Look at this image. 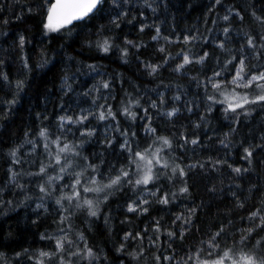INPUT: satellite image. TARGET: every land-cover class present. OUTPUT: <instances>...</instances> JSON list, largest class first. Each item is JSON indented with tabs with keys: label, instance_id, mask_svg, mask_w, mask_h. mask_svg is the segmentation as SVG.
Here are the masks:
<instances>
[{
	"label": "trees",
	"instance_id": "1",
	"mask_svg": "<svg viewBox=\"0 0 264 264\" xmlns=\"http://www.w3.org/2000/svg\"><path fill=\"white\" fill-rule=\"evenodd\" d=\"M52 1L0 0V74L7 76L6 80L0 76V199L4 201L0 253L6 264H36L41 251H55V240L61 235L66 237L68 253L87 247L95 254L93 258L62 256L65 264H177L198 248L207 251L203 242L220 229H224L221 248L237 253L264 249L260 219L264 217V102L225 111V97L243 103L244 97L251 101L264 94L255 84L231 83L241 58L248 78L264 65V49L259 47L264 36V0H221L220 4L215 0H103L84 20L46 32ZM228 9L232 14L225 21L222 17ZM157 28L160 36L153 40ZM20 36L25 37L22 47ZM186 36L196 39L185 43ZM248 37L254 38L255 51L248 47ZM105 40L110 45L107 52L101 47ZM221 42L223 49L218 47ZM204 53L208 55L203 63H197ZM185 54L193 62L177 71ZM153 65L159 66L154 73ZM18 81L24 82L22 90L16 88ZM105 82L108 88L102 87ZM12 100L16 103L9 106ZM109 107L115 119L99 120L98 113ZM172 107L178 111L169 117L166 111ZM89 112L94 115L83 125L60 128V116L75 119ZM41 128L48 130L47 141L38 135ZM86 130H94L95 135L82 137L80 132ZM158 137L167 138L171 147ZM57 138L62 144L82 146L75 149L78 156L62 155L71 163L68 172L82 173V181L95 175L97 183H85L86 187H103L121 168L130 172L133 183L83 194L94 201L96 216L67 202L68 211H61L55 200L69 192L60 187L72 183L69 176L53 181L51 194L44 196L38 185L45 184L47 176L32 175L49 163V151L55 155L58 149L48 142ZM26 140L33 141L35 149ZM125 143L127 149L121 147ZM14 148L19 149V164L9 155ZM157 149L160 164L153 167L155 179L136 186L139 175L130 163L136 157L130 153L151 154ZM245 149L252 151L251 158H246ZM89 164L96 166L95 174ZM177 165L184 176L179 169L172 171ZM9 169L20 173L17 180L23 188L10 183ZM47 175L56 176L57 171L49 167ZM183 187L187 193L180 192ZM151 190L156 194L145 206L147 212L127 210ZM164 195L167 204L159 202ZM41 203L43 207L37 208ZM257 210L260 215L252 217ZM190 211H194L191 227L176 220L179 215L187 218ZM61 215L68 220L60 223ZM157 221L160 232L154 231ZM181 229H186L183 239L166 234L178 236ZM174 253L173 261L163 259ZM45 264L56 262L45 259Z\"/></svg>",
	"mask_w": 264,
	"mask_h": 264
},
{
	"label": "snow or ice",
	"instance_id": "2",
	"mask_svg": "<svg viewBox=\"0 0 264 264\" xmlns=\"http://www.w3.org/2000/svg\"><path fill=\"white\" fill-rule=\"evenodd\" d=\"M125 3H128L129 0H124ZM103 3V0H55L54 3H52L48 9L46 14V23L44 24V28L46 32H55L59 31L61 28L65 27L68 24H71L74 20H79L84 17H86L89 13H92L94 10H97L99 6H101ZM145 3H148V0H145ZM216 4H220L221 0H215ZM150 6V5H149ZM28 11H31V9H28ZM228 15H225L222 17L223 20L227 21L229 19V16L232 14V9H228ZM126 13L121 12L120 15H125ZM236 15H239V13H236ZM115 23V20L113 21ZM143 31V29H141ZM157 35L153 36L152 39L156 40L160 36V31L157 28L156 29ZM229 32V29H224V34L227 36ZM196 39V37H184V42L188 43L190 40ZM25 43V37L20 36L19 37V44L21 47ZM126 43H131L130 41H127ZM247 44L250 49L253 51L256 50L257 45L254 42V38L248 37L247 38ZM102 50L104 52H107L109 50L110 45L108 44V41L105 40L103 42V45L101 46ZM218 47L224 48V43H219ZM260 49H264V36L261 37V43L259 45ZM163 51V49H161ZM126 54V53H125ZM207 53H204L203 56L197 60V63H203L204 59L207 57ZM256 55L259 56L260 53L256 52ZM233 59H236L233 57ZM2 62V61H0ZM192 59L188 55H183V63L177 66V71H179L181 68H183L185 65L192 63ZM46 63V61H45ZM231 63V61H229ZM25 68L28 67L27 62L25 61L24 64ZM94 67V66H89ZM158 65L151 66V71L154 73L156 72ZM245 70V60L241 58L239 60V68L237 69L236 76L233 78L231 83L235 84L237 83V80L243 78V73ZM214 75L218 76L220 73H215ZM0 76L3 77V79H7L6 75L0 74ZM210 81L212 78H209ZM264 65H261L259 69L255 71V73H249V79L247 83L244 85V87H250L251 85L255 84L257 88H260L262 92H264ZM24 86L23 81H18L16 83V88L18 90H22ZM102 87L108 88L109 85L107 82L103 83ZM212 87L215 89H220L221 85L218 83H213ZM178 99V98H177ZM209 100H212V97H208ZM225 101L227 102V107L225 111H233L235 112L238 108H243L245 104H255L257 102H264V94L257 95L254 100H248L247 97L243 98V103H233L231 100L228 99V97H225ZM10 105L15 104L16 101L12 100L10 102H7ZM176 109H173L172 111L166 113L169 117L176 114ZM123 112L129 116H132L134 118V114L129 112L128 108H124ZM89 115H94L93 113H85L81 114L75 119L71 116H60L58 119L60 121V128L64 129L65 125H83L85 121L89 119ZM97 118L99 120H105L108 118L115 119V114L112 112V109L109 107L105 111H100L98 113ZM148 132L155 133L154 128L147 129ZM39 137L43 138L44 140H48V130L46 128H41L38 130ZM80 135L83 136H93L95 135L94 130H86L80 132ZM166 147H171V143L167 138L164 137H158ZM28 144L33 145V149H35V144L31 140L25 141ZM48 143L51 145H55L58 149L55 153V155H52L49 151V163L48 164H41L39 166V170L36 173H32V175L36 176H47L46 183L38 185L39 191L44 195L48 196L50 195V188H53V181H61L64 179L65 174L69 176V179L72 181L70 184H63L61 185V189L68 188L69 192L64 193L59 196L55 200V203L60 206L61 211L67 212L68 209L64 207V202H67L70 207L74 208H87L89 215L96 216L98 213L96 211V206L94 204V201L91 199L83 198V194L85 193H100L102 191H105V189H113L114 187L120 186L122 183L131 184L133 181L129 179L130 172L124 170L121 168L119 170V174L114 177H109V182L107 184H104L103 187H86L85 183H91L96 184L97 181L95 179V175L89 180V181H82V173H69L68 168L71 167V163L68 161L67 155L62 154H69L72 153L76 156L79 155L78 152L75 151L76 148L82 147L81 145H69L67 142H64L62 144V141L60 138H57L55 140H50ZM192 144L198 143L197 140H192ZM223 143V141H222ZM62 144V146H61ZM122 148L127 149L128 145L125 143L121 146ZM46 151L48 150V144H45ZM19 151L18 148H14L9 152V155L12 157V162L14 164H19L20 159L17 156V152ZM160 149H157L155 153L147 154V153H141L136 152L134 154L130 153V155H134L136 157L135 160L130 161L132 165H135L136 173L139 175V179L135 180V185H148L150 182H152L155 177L153 175V167L155 165L160 164V157L158 155ZM246 158H251L252 151L249 149H245ZM49 167H52L53 171H57L56 176L47 175ZM87 167H90L93 171V173H96V166L95 165H87ZM163 167H167V164L165 163ZM189 167H195V165H190ZM177 169H179L180 175L184 176L185 172L183 168H180L179 165L176 166V168H173V172H176ZM234 171L236 173H240V168H235ZM246 171V170H245ZM142 172V174H140ZM10 173V183L17 185L20 188H23V185H20L17 177L20 175V173L15 172L12 169H9ZM47 185V186H46ZM3 189L0 188V192H2ZM181 193H187L188 188L183 187L180 189ZM107 192L105 193V199L107 198ZM150 195H155L153 192H149ZM175 194H173L174 196ZM73 202H75L73 204ZM162 204H167L169 202V198L167 195H164L160 201ZM4 201L0 199V206H2ZM10 203V202H9ZM148 204L147 200H141L138 204L136 202H133L132 204L128 205V211L129 212H147L148 209L144 207V205ZM37 208L43 207V203L37 204ZM71 214V213H69ZM194 214V211H190L187 218H185L183 215H179L176 217V220H180L182 224L187 225L188 227H191L192 220L191 217ZM260 215V210H257L256 212L252 213V217H258ZM68 216L61 215L60 217V223H64V221L68 220ZM261 224L264 225V217H260ZM156 228L154 231L160 232L159 227V221L156 222ZM186 229L179 230V235L175 232H167V236L169 238H177V239H183ZM61 233H63V229L60 230ZM249 232L253 231V229H248ZM224 232V229H220L219 231L211 234L210 239L207 241H204L203 244L206 246L207 251H205L204 247L198 248L195 252H189L186 257H182L177 264H264V249H260L259 253L255 252H247V251H239L237 253L234 251L233 248L225 246L224 248H221V240L223 239L222 233ZM131 236V233L127 234L124 239L127 240ZM139 237V234H137ZM44 239V237H41ZM134 239L136 237H133ZM140 239H143V237H139ZM220 238V239H218ZM81 239H83V236H81ZM247 239L246 237H242V240ZM65 241L66 237L61 235V238L55 240V251L53 252H44L41 251L39 253L40 259L36 262V264H45V259L48 260H54L56 264H65V260L62 258V256H75L80 257L84 255L86 258H93L94 253L91 248L85 247V249L81 251L71 252L68 253L65 250ZM153 244H155V241H152ZM257 244H260V241L256 242ZM122 250V249H121ZM25 253H27V249L24 250ZM21 255L20 253H17V256ZM175 253L173 255H164L163 259L165 261H173L175 259ZM157 262H159L160 257H156ZM0 264H6L5 257L3 253H0ZM70 264V261L68 262Z\"/></svg>",
	"mask_w": 264,
	"mask_h": 264
},
{
	"label": "rangeland",
	"instance_id": "3",
	"mask_svg": "<svg viewBox=\"0 0 264 264\" xmlns=\"http://www.w3.org/2000/svg\"><path fill=\"white\" fill-rule=\"evenodd\" d=\"M242 75H243V78L237 80V83H235L234 85H237V86H244V85L247 83V81H248L249 78L246 77V76H244V73H243ZM235 76H236V75H235ZM235 76H234V77H235ZM234 77H233V78H234ZM232 80H233V79H232ZM232 80H231V81H232ZM173 109H176V110L178 111V107H172V108H170V109H167L166 113L172 111ZM177 111H176V112H177ZM149 192H153V193L156 194V191H155V190L147 191V192H145V193L143 194V196L140 198V200H138L136 203L138 204L141 200H147L148 202L151 201L152 196H154V195H150ZM130 204H132V203H130ZM146 205H147V204H146ZM146 205H144V207H145Z\"/></svg>",
	"mask_w": 264,
	"mask_h": 264
},
{
	"label": "water",
	"instance_id": "4",
	"mask_svg": "<svg viewBox=\"0 0 264 264\" xmlns=\"http://www.w3.org/2000/svg\"><path fill=\"white\" fill-rule=\"evenodd\" d=\"M54 2H55V0L52 1V3H54ZM94 11H96V10H94ZM94 11H93V12H94ZM93 12H92V13H93ZM92 13H89L86 17H88V16L91 15ZM86 17H84V18H82V19H79V20H74L71 24H73L74 22H78V21L84 20ZM71 24H68V25H71Z\"/></svg>",
	"mask_w": 264,
	"mask_h": 264
}]
</instances>
